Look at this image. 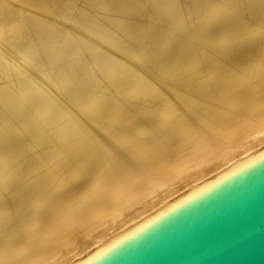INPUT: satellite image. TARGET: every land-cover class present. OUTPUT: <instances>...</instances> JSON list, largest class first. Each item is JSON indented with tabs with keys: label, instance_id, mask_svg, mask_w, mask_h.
I'll use <instances>...</instances> for the list:
<instances>
[{
	"label": "bare ground",
	"instance_id": "6f19581e",
	"mask_svg": "<svg viewBox=\"0 0 264 264\" xmlns=\"http://www.w3.org/2000/svg\"><path fill=\"white\" fill-rule=\"evenodd\" d=\"M142 1L0 0V264H77L264 149V0Z\"/></svg>",
	"mask_w": 264,
	"mask_h": 264
},
{
	"label": "water",
	"instance_id": "95a60500",
	"mask_svg": "<svg viewBox=\"0 0 264 264\" xmlns=\"http://www.w3.org/2000/svg\"><path fill=\"white\" fill-rule=\"evenodd\" d=\"M77 264H264V149Z\"/></svg>",
	"mask_w": 264,
	"mask_h": 264
},
{
	"label": "rangeland",
	"instance_id": "374dc122",
	"mask_svg": "<svg viewBox=\"0 0 264 264\" xmlns=\"http://www.w3.org/2000/svg\"><path fill=\"white\" fill-rule=\"evenodd\" d=\"M141 1H142V0H141ZM143 4L145 5V4H146V1L143 0V1L141 2V5H143ZM148 4H149V3H147L146 5H148ZM146 5H145V7H147ZM104 6H105L106 8H107V7H108V8H111V7H112V5L109 4V3H106ZM78 22H82V21H78ZM120 25H121V24H120ZM143 33H145V31H143V30H139L140 39H141V36L143 35ZM140 39H138V40L140 41ZM141 40H142V39H141ZM31 59H32V58H31ZM32 60H33V59H32Z\"/></svg>",
	"mask_w": 264,
	"mask_h": 264
}]
</instances>
